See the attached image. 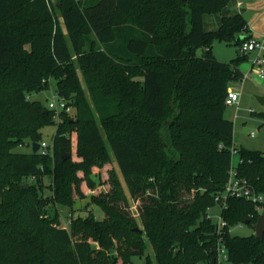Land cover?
<instances>
[{
  "label": "trees",
  "instance_id": "1",
  "mask_svg": "<svg viewBox=\"0 0 264 264\" xmlns=\"http://www.w3.org/2000/svg\"><path fill=\"white\" fill-rule=\"evenodd\" d=\"M230 2L0 0V264H205L220 239L234 264H264V236L231 234L257 222L252 203L228 198L219 235L208 217L233 148L237 175L264 194V152L235 147L225 116L247 54L226 63L212 49L251 40L249 22L239 13L204 29ZM53 81L74 114L31 100ZM53 124L51 152H14L41 144ZM104 167L99 183L94 168ZM83 183L104 218L78 215L63 228L58 208L86 198Z\"/></svg>",
  "mask_w": 264,
  "mask_h": 264
},
{
  "label": "rangeland",
  "instance_id": "2",
  "mask_svg": "<svg viewBox=\"0 0 264 264\" xmlns=\"http://www.w3.org/2000/svg\"><path fill=\"white\" fill-rule=\"evenodd\" d=\"M56 3V0H52ZM243 6L242 10L244 13L250 12L249 15V27L251 29V34L254 39L259 40L264 38V0H242ZM252 13V14H251ZM209 27H206L208 29ZM213 54L217 60L221 62H230L236 58L241 52L239 46L234 44H227L223 41L216 40L213 43ZM202 55V50L198 52ZM247 54V60L240 65V69L243 71L244 75H249V78L237 83L238 88H235L241 93L239 104L228 106L225 112L227 119L234 124V137L233 142L235 147H244L245 149L252 151L264 152V107L259 103L258 97H264V76L261 78L258 74L260 70L264 69V63L262 67L256 64V59L260 55L259 50L250 51ZM31 100L40 101L43 105L48 106V103L56 100V83L53 81L50 89L41 92H35L30 95ZM57 121V120H56ZM57 126L55 124L47 126L42 129V140L45 141L49 146L47 151H52L53 138L56 134ZM253 133V136H252ZM74 149L76 147V135L73 134L72 137ZM41 151V149H40ZM16 153H31L32 144L26 142L25 144L19 145L15 148ZM72 157L74 160L77 159L75 151L73 150ZM114 166L118 170V165L114 159ZM239 163V156L234 154L232 168H236ZM107 167V166H106ZM106 168L98 169L94 168L95 176L97 182H103L107 178ZM120 178L123 180L122 175ZM45 195H50L51 191L48 186L51 183L50 178H45ZM106 184L98 185L99 191L107 190ZM82 190L86 195L84 199H79L76 201L73 209L68 207L59 206L58 210L60 212L61 227L70 228V218L76 217L78 215L87 216L90 213L98 220L104 218V213L97 205L90 202L89 195H91V190H89L85 183L82 184ZM129 203L136 214L135 203L133 199L129 197ZM209 216L212 221L217 224L221 222V207L216 205L209 210ZM137 221L139 218L136 214ZM231 234L234 236L247 237L255 235V229L253 226L248 224L236 225L231 228ZM146 254L151 255L154 259V252L150 245H148ZM134 264H144L145 257L142 259L134 258ZM121 262H119L120 264Z\"/></svg>",
  "mask_w": 264,
  "mask_h": 264
},
{
  "label": "built area",
  "instance_id": "3",
  "mask_svg": "<svg viewBox=\"0 0 264 264\" xmlns=\"http://www.w3.org/2000/svg\"><path fill=\"white\" fill-rule=\"evenodd\" d=\"M243 2L239 1L238 6L242 7ZM253 50H259L260 55L256 59V64L260 67H262L264 63V38L256 40L252 38L251 40L245 41L241 47L240 52L243 54H246ZM261 78L264 76V69L260 70L258 74ZM249 78V75H244V80ZM238 88V87H237ZM241 93L238 92L235 88H229L228 90V96L226 99V105L232 106V105H238L240 100ZM56 100L54 99L53 102L48 103V109L55 111L57 114L61 112H66L68 114H74L75 110L73 107L69 106L67 102L59 97L56 93ZM253 136V133H252ZM41 150L46 153L50 152L47 151V149L50 147L45 141H43L41 144ZM49 146V147H48ZM40 151V150H39ZM232 154H237V149H232ZM228 198H235V199H242L245 201H248L252 203L255 207L258 213L261 215L264 209V194L258 193L255 191L254 188L251 187L249 182L241 178L237 175L236 169L232 168L229 174V179L227 181V184L225 186V190L223 193H221L219 196L216 197L217 205L219 204L221 207V222L217 223V232L218 235L221 234L222 230L225 228V222L222 217V211L226 208V202ZM136 211V207H135ZM137 214V211H136ZM135 214V216H136ZM208 217L209 212H208ZM243 225V224H240ZM214 257L212 259H215V264H234L229 256V252L227 247L223 244L222 240L218 242L217 246L214 250ZM211 260H209L205 264H210Z\"/></svg>",
  "mask_w": 264,
  "mask_h": 264
},
{
  "label": "crops",
  "instance_id": "4",
  "mask_svg": "<svg viewBox=\"0 0 264 264\" xmlns=\"http://www.w3.org/2000/svg\"><path fill=\"white\" fill-rule=\"evenodd\" d=\"M239 1H242V0H231L230 4L226 8H224L221 13H217V14H213V15H205V17H204V29H205V31L210 32V31L217 30L220 23H221L222 17H224V16H230V15H235V14H239V13L245 14L244 10H242V7L238 6ZM246 13H248V12H246ZM206 27H209V28L206 29Z\"/></svg>",
  "mask_w": 264,
  "mask_h": 264
},
{
  "label": "water",
  "instance_id": "5",
  "mask_svg": "<svg viewBox=\"0 0 264 264\" xmlns=\"http://www.w3.org/2000/svg\"><path fill=\"white\" fill-rule=\"evenodd\" d=\"M249 15L250 12L243 14V18L246 21H249ZM238 85L235 83H229V88H237ZM258 101L259 103L264 107V97H258ZM41 148L40 143H33L32 144V153L36 154L37 152H39ZM67 158H70V155L67 154L66 156H63V160H66ZM245 224H249V221H246ZM254 229H255V236L257 239H262L264 236V209L263 212L261 213V215L259 216L257 222L253 225ZM135 231H139L140 233L143 232L142 229L136 228ZM210 264H215V259H212Z\"/></svg>",
  "mask_w": 264,
  "mask_h": 264
}]
</instances>
